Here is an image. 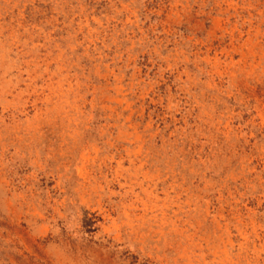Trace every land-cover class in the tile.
<instances>
[{"label": "rangeland", "instance_id": "374dc122", "mask_svg": "<svg viewBox=\"0 0 264 264\" xmlns=\"http://www.w3.org/2000/svg\"><path fill=\"white\" fill-rule=\"evenodd\" d=\"M229 3L0 0V264H264V114L224 70L264 25Z\"/></svg>", "mask_w": 264, "mask_h": 264}, {"label": "bare ground", "instance_id": "6f19581e", "mask_svg": "<svg viewBox=\"0 0 264 264\" xmlns=\"http://www.w3.org/2000/svg\"><path fill=\"white\" fill-rule=\"evenodd\" d=\"M250 1L251 0H231V3H229L228 4V7L230 8V7H232L231 9H233V11H234V13L237 15L238 14V8H237V4H238V2L240 3H243L244 5L245 4H248L249 5V7H250ZM255 3H257V5H261V11H259V13H258V16H261V18H263L262 20V23H263V25H264V0H253ZM221 2H223V1H221ZM233 3H234V5H233ZM254 3V4H255ZM247 5V6H248ZM214 6V5H213ZM224 6V5H223ZM246 6V7H247ZM114 7V6H113ZM243 7H245V6H242V8H241V10L242 11H245L247 14H248V17L249 18H251L252 16H251V14H250V8H247L246 10H244V8ZM217 8L219 9V10H222V7L220 6V5H218L217 6ZM226 9L227 11H229L230 9ZM156 9V8H155ZM240 10V11H241ZM162 11V10H161ZM218 11V10H217ZM255 11V10H254ZM224 12V11H223ZM225 13V12H224ZM235 15V16H236ZM126 21V20H125ZM216 21V20H215ZM221 22V21H220ZM244 22V21H243ZM218 23H216V25H217ZM247 24H249V23H247ZM164 25V24H163ZM219 26V25H218ZM249 26V25H248ZM252 27V25H250V28ZM249 28V29H250ZM257 28H259V27H257ZM192 29V28H191ZM258 31V30H257ZM241 33V32H240ZM247 34V33H246ZM249 35H250V33L249 34H247V39L248 40H244V42H243V35L242 34H238L237 35V37H231L230 38V42H231V44H230V46L231 45H233V43L234 42H237V47L235 48H231L232 50H235V51H241V53L238 55V56H240V58H241V61H240V63H238V64H233L232 66H230V65H228L227 64V67L226 68H224V70H226V71H230V73H228L229 74V77H230V79H231V81L232 82H235V78H236V73L237 74H239L240 76L242 75L243 77H244V80H242V82H240L239 84H236L235 85V87H236V90H237V92H239V90H240V88L242 89V90H244L245 92H247V95H248V97H250V96H252V98L254 99V101H255V104H253V105H256L255 106V109L257 110V113H258V116H261L262 114H264V106L262 105V102L260 101V97L259 98H257V96L254 94V88H250V86H249V83L252 81V82H254V81H256V78H252V79H249L247 76H248V73H246V71H245V68H246V58H245V56L243 57V53H242V49H243V47L245 46V45H251V47L252 48H254V49H264V38H262V40H261V43H255V44H252L251 43V39H249ZM262 35V34H261ZM253 38H255V37H253ZM252 38V39H253ZM261 38V37H260ZM221 45V44H220ZM232 47V46H231ZM210 50V49H209ZM190 53V52H189ZM200 54V53H199ZM262 54V57L264 56V53H261ZM249 57H251V58H253L252 57V54H250L249 52H248V54H247ZM236 56V55H235ZM259 56H261V55H259ZM248 57V58H249ZM255 57V56H254ZM2 58V57H1ZM256 58V57H255ZM259 58V57H258ZM233 59V58H232ZM250 59V58H249ZM263 58H261V60H262ZM203 60H204V62H206V63H208V64H210V65H212V68H218L219 66H220V60L219 59H217V57H216V55H213L212 57H208L207 55H205L204 57H203ZM2 61V60H1ZM4 62H6V61H4ZM1 63V62H0ZM232 63V62H231ZM252 64V63H251ZM7 65V64H6ZM6 65H5V67H6ZM49 65V64H48ZM127 65V64H126ZM262 66V65H261ZM8 67V66H7ZM6 67V68H7ZM5 68V69H6ZM18 68V67H17ZM250 69H251V67H249ZM257 68V67H256ZM259 68V67H258ZM2 69V68H1ZM0 69V70H1ZM172 69V68H171ZM18 71V70H17ZM39 71V70H38ZM106 71V70H105ZM7 72H8V70H7ZM10 72V71H9ZM19 72V71H18ZM20 72H22V71H20ZM248 72V71H247ZM264 72V71H263ZM3 73V72H2ZM29 73V72H28ZM27 73V74H28ZM59 73V72H58ZM16 74V73H15ZM22 74V73H21ZM135 74H136V72H135ZM4 75V74H3ZM78 75V74H77ZM137 75H138V73H137ZM178 75V74H177ZM186 75V74H185ZM257 75V74H256ZM264 75V74H263ZM72 77V76H71ZM20 78V77H19ZM259 78V77H258ZM13 79V78H12ZM215 79V78H214ZM100 80V79H99ZM9 81V80H8ZM16 81V80H15ZM261 82H259L263 87H264V79L263 80H260ZM4 82H6V81H4ZM117 82V81H116ZM137 82V81H136ZM257 82L258 81H256V82H254V85H257ZM204 83V82H203ZM259 84V85H260ZM5 85V84H4ZM7 85V84H6ZM11 85V84H10ZM204 85V84H203ZM261 86V87H262ZM207 87V86H206ZM120 88V87H119ZM153 89V88H152ZM239 89V90H238ZM261 89V88H260ZM114 90V89H113ZM120 90V89H119ZM118 90V91H119ZM131 90V89H130ZM263 90V89H262ZM18 92V91H17ZM102 92V91H101ZM140 93V92H139ZM141 93H143V92H141ZM218 93V92H217ZM262 94H261V96H264V93L263 92H261ZM14 94V93H13ZM21 94V93H20ZM135 94V93H134ZM18 95V94H17ZM22 95V94H21ZM94 95V94H93ZM228 95H230V94H228ZM233 95V94H232ZM238 95V94H237ZM259 95V94H258ZM140 96H141V94H140ZM116 97H117V95H116ZM231 97V96H230ZM233 97H234V95H233ZM117 98H119V97H117ZM136 98V97H135ZM142 98V97H141ZM115 99V98H114ZM238 99V98H237ZM128 100V99H127ZM152 100V99H151ZM235 100V99H234ZM242 101V100H241ZM253 101V102H254ZM114 102H117V100L116 101H114ZM113 102V103H114ZM123 103V102H122ZM121 103V104H122ZM136 103V102H135ZM264 103V102H263ZM39 105V104H38ZM60 105V104H59ZM46 106V105H45ZM114 106H116V105H114ZM120 106V105H119ZM125 106L129 109L130 108V104L129 103H125ZM247 106V105H246ZM249 107V106H248ZM81 108V107H80ZM228 108V107H227ZM226 108V109H227ZM250 108H252V107H250ZM56 109V108H55ZM191 109V108H190ZM253 109V108H252ZM52 110V109H51ZM110 110V109H109ZM127 110V109H126ZM125 110V108H123V111H126ZM254 110V109H253ZM42 111V110H41ZM116 111V110H115ZM128 111V110H127ZM230 111V110H229ZM255 111V110H254ZM142 112V111H141ZM122 113V112H121ZM129 113H130V111H129ZM133 113V112H132ZM134 113H138V112H134ZM252 113V112H251ZM57 115V114H56ZM119 115V114H118ZM228 115V114H227ZM46 116V115H45ZM229 117V116H228ZM263 117V116H262ZM12 118V117H11ZM129 118H131V116L129 117ZM227 118V117H226ZM252 118V117H251ZM128 119V118H127ZM75 120V119H74ZM129 120V119H128ZM231 120V119H230ZM262 120V119H261ZM254 121V120H253ZM64 123V122H63ZM128 123H130V122H128ZM219 124V123H218ZM215 125V124H214ZM264 125V124H263ZM227 126H229V124L227 123ZM254 126V125H253ZM18 127V126H17ZM43 128V127H42ZM134 128V127H133ZM147 128V127H146ZM130 129V128H129ZM148 129V128H147ZM229 130V129H228ZM227 130V131H228ZM226 131V132H227ZM30 133V132H29ZM230 133V132H229ZM226 134L227 133H224V134H222L224 137H227L226 136ZM235 137V136H234ZM244 137V136H243ZM213 138H216L215 136L213 137ZM31 139V138H30ZM248 139V138H247ZM136 140V139H135ZM214 140V139H213ZM239 140V139H238ZM237 140V141H238ZM240 140H242V139H240ZM139 141H140V139H139ZM139 141H137V142H139ZM151 142V141H150ZM164 143V142H163ZM151 144V143H150ZM237 144H239V143H237ZM236 145V144H235ZM232 146V145H231ZM189 147V146H188ZM231 148V147H230ZM232 149V148H231ZM176 157V156H175ZM170 160V159H169ZM259 161V160H258ZM186 165V164H185ZM231 165V164H230ZM239 171V170H238ZM172 173V172H171ZM233 173V172H232ZM44 176V175H43ZM197 176V175H196ZM92 178V177H91ZM238 178V177H237ZM3 182V181H2ZM247 185V184H246ZM142 186V185H141ZM85 188V187H84ZM129 189V188H128ZM179 190V189H178ZM245 194V193H244ZM199 198V197H198ZM150 201V200H149ZM135 206V205H134ZM225 206V205H224ZM209 208V207H208ZM18 209V208H17ZM221 209V208H220ZM240 209V208H239ZM237 210V209H236ZM241 210V209H240ZM207 212V211H206ZM211 212V211H210ZM38 213V212H37ZM189 214V213H188ZM208 215V214H207ZM228 215V214H227ZM128 216V215H127ZM187 217V216H186ZM252 217V216H251ZM226 218V217H225ZM223 219V218H222ZM215 220V219H214ZM156 221V220H155ZM177 222H178V220H177ZM218 222V221H217ZM179 223V222H178ZM214 224V223H213ZM176 224L174 223V226H175ZM213 226V225H212ZM201 227V226H200ZM177 227L175 226V229H176ZM216 228H217V230L218 231H220L221 230V228H220V226L218 225V224H216ZM226 229H227V227H226ZM215 230V229H214ZM177 231V230H176ZM224 231V230H223ZM222 231V232H223ZM227 231V230H226ZM182 232V231H181ZM228 232V231H227ZM187 236V235H186ZM241 237V236H240ZM246 237V236H245ZM201 238V237H200ZM206 239V238H205ZM215 243V242H214ZM256 246V245H255ZM242 247V246H241ZM223 248H225V246L223 247ZM259 249V248H258ZM211 251V250H210ZM219 252V251H218ZM224 252V251H223ZM228 253V252H227ZM224 254V253H223ZM183 255H185V254H183ZM191 255V254H190ZM193 256V255H192ZM225 256H226V254H225ZM232 256V255H231ZM224 257V256H223ZM225 258V257H224ZM188 259V258H187ZM190 259V258H189ZM228 259V258H227ZM229 263V262H228ZM231 263V262H230Z\"/></svg>", "mask_w": 264, "mask_h": 264}]
</instances>
